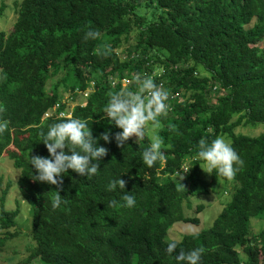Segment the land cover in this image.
<instances>
[{
  "label": "trees",
  "instance_id": "obj_1",
  "mask_svg": "<svg viewBox=\"0 0 264 264\" xmlns=\"http://www.w3.org/2000/svg\"><path fill=\"white\" fill-rule=\"evenodd\" d=\"M7 5L0 0V18ZM13 6L10 23L0 27V106L6 109L0 120L9 121L0 157L6 151L20 169L18 191L30 204L23 264H178L181 249L197 247L205 249L201 264H264V226L251 229V218L264 219V0H13ZM90 29L100 37L84 41ZM136 73L170 92V111L157 130L165 160L153 167L142 161L150 138L132 137L118 147L114 136L122 130L103 112L107 93L134 89ZM60 86L67 98L86 93L69 115ZM70 117L86 119L108 154L91 178L64 173L59 194L66 203L53 209L57 186L34 180L30 154L48 157L41 131ZM106 131L110 142L99 139ZM217 136L228 138L244 161L233 180L215 171L202 178L196 146ZM186 162L184 190L176 174ZM119 178L125 189L108 191ZM227 182L229 199L209 226L195 235H168L175 221L198 222L183 210L189 194L209 187L221 193ZM11 184L0 193V247L17 233L11 229L18 204L5 207ZM123 191L135 196V206L108 207ZM171 240L178 246L169 254Z\"/></svg>",
  "mask_w": 264,
  "mask_h": 264
},
{
  "label": "clouds",
  "instance_id": "obj_2",
  "mask_svg": "<svg viewBox=\"0 0 264 264\" xmlns=\"http://www.w3.org/2000/svg\"><path fill=\"white\" fill-rule=\"evenodd\" d=\"M99 37V31L90 29L85 33L83 39L88 41ZM101 54L107 55V48L102 50ZM132 83L135 86L134 89L122 88L117 91H109L107 93L108 101L103 109L105 118L122 130L115 133L114 136L118 147H123L125 142L132 137H135L136 141L143 140L149 125L153 130L159 128L161 118L167 117L170 111V105L167 103L170 92L162 84H157L146 73L134 74ZM5 110L0 106V113ZM8 126V120H0V134H3ZM172 130H175V126L172 127ZM40 135L49 156L30 154V164L37 172L35 181L57 186L58 190L55 191L52 198V207L56 209L62 202L66 203V201H62V196L59 194V190H62L64 173L72 170L80 176L91 178L98 173L100 164L98 162L108 154V149L98 146V141L93 137L88 121L82 118L70 117L52 123L48 125L47 131H41ZM111 137L112 134L106 131L101 134L99 139L110 142ZM163 145V139L158 135H153L149 146L142 153L143 163L148 167H153L158 161H164ZM196 156L206 165V168H202L203 171L208 174L215 171L218 176L227 180H233L244 167V161L239 154L221 136L211 140L202 137L196 146ZM187 171L181 172L177 177L179 187L184 190L186 187L181 181L185 179L184 173ZM125 186L126 181L119 178L110 181L107 190L115 191L117 187L124 190ZM135 204V196L131 192L123 191L119 201L109 200L107 206L131 208ZM192 234L195 235L194 232ZM177 246V241L171 240L168 242L166 250L172 254L176 251ZM204 252L203 247H197L187 252L181 249L176 254V260L178 264H201Z\"/></svg>",
  "mask_w": 264,
  "mask_h": 264
},
{
  "label": "rangeland",
  "instance_id": "obj_3",
  "mask_svg": "<svg viewBox=\"0 0 264 264\" xmlns=\"http://www.w3.org/2000/svg\"><path fill=\"white\" fill-rule=\"evenodd\" d=\"M8 5L6 6L4 11V16L0 18V27L6 28L10 23L12 17L14 16V6L13 0H7ZM3 19V20H2ZM62 73H59L50 78L51 81H55L60 78ZM128 79H123V84H127ZM62 92H64V99L68 104L69 113L72 112V109L75 108L77 103L84 99L86 93L80 94V91L76 93L74 98H67L68 90L64 86H60ZM82 97H81V96ZM161 126V125H160ZM160 128V127H159ZM152 129L149 125L147 130L148 138H151L153 135H157V130ZM250 128L245 126H239L236 130L248 131L249 133H258L262 127H257L249 131ZM226 142H228V138L223 137ZM188 162L183 164V168L187 171L189 168ZM202 168H206L205 163L202 161L200 163V169L202 173V178L206 181L211 179V174L206 173L202 170ZM187 172H191L189 169ZM20 175V169L15 168L13 166L12 159L7 155V152H3V155L0 157V193L1 189L5 186L6 181H12L10 189L7 192L5 207L14 208L16 204L19 207V214L17 215V226L12 228L11 230H16L17 233L12 235V237L8 238L3 246L0 247V264H10L11 262H17L18 264H23V260L25 256L28 255L29 244H31L30 239V226H31V210L30 204L26 201L20 191H18V176ZM178 176V174H176ZM30 186L32 185V181H29ZM222 184V183H221ZM217 186V185H216ZM223 186V185H222ZM219 187V185H218ZM231 193L230 183H226V187L220 193L218 188H211L207 192L191 195L189 194L187 198L183 201V210L184 213L188 216H197L198 222L193 221H175L168 228V235L170 237L179 238L183 233L187 232H196L202 229L203 227L209 226L216 214L220 211L221 207L227 202ZM198 205H201L200 209ZM264 226V219L251 218V229L253 232H257L261 227ZM33 260V259H32ZM32 264H40V262L36 259L33 260Z\"/></svg>",
  "mask_w": 264,
  "mask_h": 264
}]
</instances>
